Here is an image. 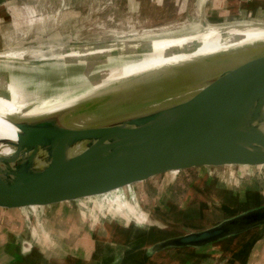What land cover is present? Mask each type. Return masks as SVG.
Returning <instances> with one entry per match:
<instances>
[{"label": "rangeland", "instance_id": "rangeland-1", "mask_svg": "<svg viewBox=\"0 0 264 264\" xmlns=\"http://www.w3.org/2000/svg\"><path fill=\"white\" fill-rule=\"evenodd\" d=\"M254 3L264 6V0L251 2ZM206 7L205 0H0V74L35 101H77L91 93L92 74L136 61L142 53L137 49L123 51L86 63L68 61L62 57L65 53L98 46H135L155 38L191 36L204 40L227 34L203 27L205 21L220 28L264 26V7L258 16L241 13L226 18L213 16ZM224 62L228 60L223 54L197 59L107 87L104 90H116L97 102L77 106L73 115L101 123L159 108L176 101L174 95H189L192 89L180 87L191 82L202 84L211 78L200 77L202 73ZM124 192L129 203L144 213V219L124 221L131 225L120 228L109 225L122 221L116 206H111L113 199L107 202L94 198L20 213L0 212V264H106L107 255L112 252L146 254V250L167 237L204 231L240 212L263 206L264 169L167 174ZM129 203L122 200L118 212L127 209L129 217H137ZM106 224L110 226V242ZM130 233L135 235L126 238L125 234ZM253 233L259 234L257 239L245 240V234L232 238L231 244L224 240L201 248L198 254L189 250L167 251L160 255L163 262L158 264L172 262L184 251L195 255H188L183 264H237L229 262L232 255L237 257L242 252L244 242L250 245L261 236L264 239V227L247 234ZM81 239L86 243L75 249ZM121 241L124 244L120 247L109 246ZM96 254H103L104 258L96 262ZM125 260L119 259L116 264H124Z\"/></svg>", "mask_w": 264, "mask_h": 264}, {"label": "water", "instance_id": "water-1", "mask_svg": "<svg viewBox=\"0 0 264 264\" xmlns=\"http://www.w3.org/2000/svg\"><path fill=\"white\" fill-rule=\"evenodd\" d=\"M223 56L234 62L207 69L200 77L211 78L181 86L194 90L174 95L176 101L159 108L101 123L74 117L77 106L116 90L103 89L39 122H16V142H3L13 151L0 152V212L51 209L94 198L111 202L112 194L129 203L125 189L167 174L264 169V42ZM133 207L137 217H129L127 209L118 212L117 206L116 213L122 221L144 219ZM262 227L264 208H259L169 239L158 249L204 248Z\"/></svg>", "mask_w": 264, "mask_h": 264}, {"label": "bare ground", "instance_id": "bare-ground-1", "mask_svg": "<svg viewBox=\"0 0 264 264\" xmlns=\"http://www.w3.org/2000/svg\"><path fill=\"white\" fill-rule=\"evenodd\" d=\"M212 31L227 34L212 36L204 40H200L191 36H185L184 38H181V36L162 39L155 38L151 41H147L135 46H98V48H88L79 51H71L65 53L62 57L68 59V61L85 62V59H92L100 56L105 57L104 55L108 54H123L120 53L123 51L130 52V50L135 51L137 49L136 51L142 53V55L136 61L123 64L118 68H114L106 72L92 74L91 78L93 85L90 92H95L99 91L100 89L102 90L107 87H113L115 85L124 83L133 78H138L147 74L149 75L154 72H160L163 69H167L169 67L187 64L196 61L197 59L215 57L219 54L228 53L241 47H247L252 44L264 42V34L257 33L252 29L249 30L248 27L240 28V30L235 28H228L227 30L222 31ZM242 38L249 40L244 41L242 40ZM232 62H234V59L228 62L229 64L227 62H224L223 66L230 65L232 64ZM72 101L62 102L61 100L55 101L50 99H43L41 102L37 100L35 101V98L31 97L27 93H23L22 91H20L18 87L13 84L10 78L8 79V77H5L4 74H0V152H2V154H9L11 151H13L11 147L3 144V142H16L19 132L18 127L16 126V122L21 120L30 121V123H35L37 121L39 122V117L50 115L58 111L70 108L75 102ZM259 208H264V204L263 206L256 207L255 209ZM251 210L240 212L239 214L234 215L229 219L234 218L235 216L242 215ZM200 231H190L182 234L181 236H185L191 233H197ZM172 238L174 237H170L169 239ZM169 239H164L157 242L151 249L146 250V254H149L153 257L162 255V253H166L167 251L195 249L182 247H165L158 249V246L163 245V243H166ZM198 249L201 250V248Z\"/></svg>", "mask_w": 264, "mask_h": 264}, {"label": "crops", "instance_id": "crops-1", "mask_svg": "<svg viewBox=\"0 0 264 264\" xmlns=\"http://www.w3.org/2000/svg\"><path fill=\"white\" fill-rule=\"evenodd\" d=\"M162 1V0H161ZM203 1V0H202ZM207 1V12H212V14H214L213 16L215 17H220V18H226L227 16H236V15H239L242 13V15H244V13L246 14L247 17H254V16H258V14H260L262 12V9L264 6H262V4H256L254 3L253 5L251 4L252 1H255V0H205V2ZM204 3V2H203ZM241 3H246V4H242L243 6H240ZM250 5L253 6V8H250ZM211 6H212V10H211ZM249 6V7H248ZM205 8V7H204ZM207 18H209L208 14H207ZM206 28L208 29H211V30H216V31H222V30H226L228 28H220V27H212V26H207L205 25ZM229 28H235V29H240V28H243V27H229ZM248 29H252L254 31H256L257 33H260V34H264V26H250L248 27ZM112 199H113V203L112 204H115L117 207H120L121 204H122V200H124V198L120 195H115L112 194ZM110 196V197H111ZM109 225H112V227H117V228H120V225H123L121 227H126L128 225H131V222H124V221H120L119 223H112V224H109ZM108 224H106L105 226V229L106 231L108 232V241L110 242V238H112L110 236V232H109V226ZM132 236V235H135V234H125V237L128 238L129 236ZM254 235V236H253ZM259 234H255L253 233L252 235H249L246 234L245 237V240H248L250 239L251 237H253L254 239L258 236ZM167 238H170V237H167ZM166 238V239H167ZM262 238V236L260 237ZM258 239V240H254L250 245L248 241L244 242L243 244V248L241 249L242 252H240V254L236 256L232 255V257H234L233 259H230L229 262L232 263V262H236L237 261V264H264V239ZM257 239V238H256ZM125 240V239H124ZM240 241V240H239ZM242 241V240H241ZM256 241V242H255ZM108 242V243H109ZM86 243V241L83 239L80 240V243L77 244L75 246V249H78L79 247L81 246H84V244ZM227 244H231L232 243V240H227L226 242ZM248 243V246H246L245 244ZM122 244H124V242H119V243H111L109 244V246H122ZM226 244V245H227ZM149 246V245H148ZM189 249V248H188ZM193 251H195V249H192ZM192 250H189V251H192ZM200 249H196L195 251V254H198ZM125 252V251H124ZM124 252H120L119 254H114L113 252L109 255H107V261H106V264H116L118 263L119 259L125 260L124 264L127 263V264H158L159 263H162L160 261V255L159 256H150L149 254H136L135 252H132L131 254H128L127 253L125 254ZM182 253H187V252H179V254L176 255V258L175 260H173L171 262H166L165 264H183V260L185 258H188L187 256L188 255H195V254H182ZM122 254L123 257H122ZM94 257V256H93ZM95 258H96V262H98V259H102L104 258V255L103 254H96L95 255ZM197 259V258H196ZM52 262L49 260V263ZM97 264V263H96Z\"/></svg>", "mask_w": 264, "mask_h": 264}]
</instances>
